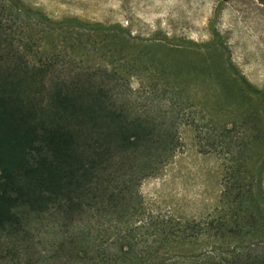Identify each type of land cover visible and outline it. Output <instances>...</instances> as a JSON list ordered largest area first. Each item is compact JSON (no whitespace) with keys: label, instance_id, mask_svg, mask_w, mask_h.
<instances>
[{"label":"trees","instance_id":"1","mask_svg":"<svg viewBox=\"0 0 264 264\" xmlns=\"http://www.w3.org/2000/svg\"><path fill=\"white\" fill-rule=\"evenodd\" d=\"M4 1L50 29H85L96 40L126 36L121 26L56 23L20 0ZM11 19L19 15L1 8L0 264H264V153L256 179L235 175L249 159L244 123L222 125L210 143L239 160L228 166L217 214L196 221L144 213L135 220L132 186L160 172L179 137L167 120L111 107L103 90L90 89V79H60L39 99L36 86L50 66L33 65ZM211 28L213 38L199 46L229 52L214 21ZM228 62L236 81L259 98L257 128L264 123V88L251 85L229 56Z\"/></svg>","mask_w":264,"mask_h":264},{"label":"rangeland","instance_id":"2","mask_svg":"<svg viewBox=\"0 0 264 264\" xmlns=\"http://www.w3.org/2000/svg\"><path fill=\"white\" fill-rule=\"evenodd\" d=\"M20 1L52 22L124 28L125 37L96 40L85 29H50L0 0V12L5 8L19 15L7 24L24 41L33 65L50 66L36 86L39 99L45 101L60 79H90V89L103 90L111 107L128 116L167 120L179 137V147L160 172L132 186L128 202L135 209L129 217L140 220L145 213L204 221L217 214L228 166L239 164L231 150L211 148L222 125L244 123L240 136L249 159L235 175L239 172L245 183L256 179L264 153V123L254 128L256 117L262 116L260 102L236 81L228 56L251 85L264 88V1ZM213 21L229 52L199 46L213 38Z\"/></svg>","mask_w":264,"mask_h":264}]
</instances>
